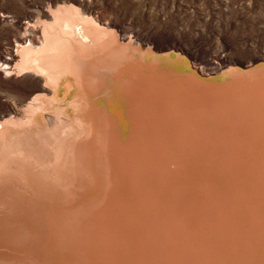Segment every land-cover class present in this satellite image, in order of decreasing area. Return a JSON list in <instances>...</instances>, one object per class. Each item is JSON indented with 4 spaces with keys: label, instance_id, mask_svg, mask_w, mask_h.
Wrapping results in <instances>:
<instances>
[{
    "label": "bare ground",
    "instance_id": "1",
    "mask_svg": "<svg viewBox=\"0 0 264 264\" xmlns=\"http://www.w3.org/2000/svg\"><path fill=\"white\" fill-rule=\"evenodd\" d=\"M63 11L57 8L52 22L43 25L39 46L22 36L12 58L1 62L5 75L40 76L33 88L41 82L57 87L64 72L78 93L80 162L88 186L67 206L33 210L42 224L33 237L38 248L26 254L28 260L264 264V175L255 162L206 161L203 169L194 166L191 175L192 162L181 154L177 158L170 135L162 132L177 123L170 119L174 90L169 65L146 59L147 50L139 44L120 41L113 30L79 11ZM258 79L264 82V77ZM102 89L105 104L98 102ZM44 95H33L21 118L0 120V129L31 122ZM255 108L263 112L264 104ZM161 237H192L195 242L183 253L167 244L175 240L163 242ZM197 237L211 243L220 237L218 247ZM223 237L246 241L235 246L222 242ZM235 248L245 253H235Z\"/></svg>",
    "mask_w": 264,
    "mask_h": 264
},
{
    "label": "rangeland",
    "instance_id": "2",
    "mask_svg": "<svg viewBox=\"0 0 264 264\" xmlns=\"http://www.w3.org/2000/svg\"><path fill=\"white\" fill-rule=\"evenodd\" d=\"M61 7L178 70L208 79L243 65L264 70V0H0V120L21 118L31 97L45 94L31 122L0 129V264H35L26 255L38 248L33 237L41 233L33 210L67 206L88 186L73 78L62 72L57 87L33 88L40 76H8L1 68L22 36L40 45L43 25ZM99 95L105 104V89Z\"/></svg>",
    "mask_w": 264,
    "mask_h": 264
},
{
    "label": "water",
    "instance_id": "3",
    "mask_svg": "<svg viewBox=\"0 0 264 264\" xmlns=\"http://www.w3.org/2000/svg\"><path fill=\"white\" fill-rule=\"evenodd\" d=\"M155 61L161 67L165 65L160 59ZM168 71L174 90L169 106L170 119L177 123L169 131L162 132H168L171 137L168 139L175 144V156L179 158L181 154L192 162L190 174L193 175L194 166L203 169L206 161L242 159L255 162L256 169L264 175V111L255 108L264 104V82L258 79L264 77V70L243 65L216 79H208L201 72L189 69L178 70L169 66ZM161 238L163 242L177 241L167 244L183 253H188L195 242L192 237ZM197 238L217 248L215 242L220 237H215L213 243L206 239L208 237ZM222 239V242L235 246L246 241Z\"/></svg>",
    "mask_w": 264,
    "mask_h": 264
}]
</instances>
